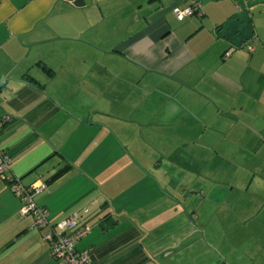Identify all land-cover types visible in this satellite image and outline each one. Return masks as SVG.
<instances>
[{
  "label": "crops",
  "instance_id": "0c3cea01",
  "mask_svg": "<svg viewBox=\"0 0 264 264\" xmlns=\"http://www.w3.org/2000/svg\"><path fill=\"white\" fill-rule=\"evenodd\" d=\"M190 1L0 0V264H56L15 177L89 264H264V0Z\"/></svg>",
  "mask_w": 264,
  "mask_h": 264
},
{
  "label": "built area",
  "instance_id": "2783aa9c",
  "mask_svg": "<svg viewBox=\"0 0 264 264\" xmlns=\"http://www.w3.org/2000/svg\"><path fill=\"white\" fill-rule=\"evenodd\" d=\"M173 13L178 20L192 15L201 16L202 9L197 0H191L184 8L175 7ZM248 49H251L248 47ZM232 49L225 52L224 58L231 53ZM10 116H0V130L10 121ZM10 168L9 156L0 145V174H4ZM9 187L18 196L21 207L20 215L32 218L31 228L46 231L42 239L50 245V255L56 264H89V250L78 251L77 242L89 233L90 228L79 226V213L71 211L64 218L51 221L48 210L35 202V196L41 193L46 185L43 182L24 185L17 177L9 179ZM84 212H87L85 209Z\"/></svg>",
  "mask_w": 264,
  "mask_h": 264
},
{
  "label": "water",
  "instance_id": "95a60500",
  "mask_svg": "<svg viewBox=\"0 0 264 264\" xmlns=\"http://www.w3.org/2000/svg\"><path fill=\"white\" fill-rule=\"evenodd\" d=\"M71 1L75 6H83L84 2L83 0H68Z\"/></svg>",
  "mask_w": 264,
  "mask_h": 264
},
{
  "label": "trees",
  "instance_id": "16d2710c",
  "mask_svg": "<svg viewBox=\"0 0 264 264\" xmlns=\"http://www.w3.org/2000/svg\"><path fill=\"white\" fill-rule=\"evenodd\" d=\"M3 127H4V126H3ZM66 169H67V168H65V169H62V170H61V172H62V171H65ZM59 172H60V171H59ZM61 172H60V174H61ZM57 175H59V174H57ZM45 183H46V182H45Z\"/></svg>",
  "mask_w": 264,
  "mask_h": 264
},
{
  "label": "rangeland",
  "instance_id": "374dc122",
  "mask_svg": "<svg viewBox=\"0 0 264 264\" xmlns=\"http://www.w3.org/2000/svg\"><path fill=\"white\" fill-rule=\"evenodd\" d=\"M262 16H264V11H262Z\"/></svg>",
  "mask_w": 264,
  "mask_h": 264
}]
</instances>
